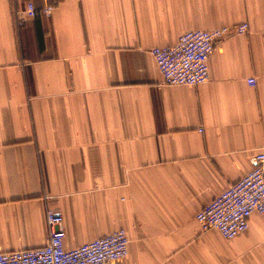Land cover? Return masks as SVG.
I'll return each instance as SVG.
<instances>
[{"label":"crops","instance_id":"1","mask_svg":"<svg viewBox=\"0 0 264 264\" xmlns=\"http://www.w3.org/2000/svg\"><path fill=\"white\" fill-rule=\"evenodd\" d=\"M29 1L54 11L18 28ZM244 21L207 82H164L152 48ZM262 147L264 0H0V251L47 244L52 207L67 248L127 229L108 264H264V213L196 218Z\"/></svg>","mask_w":264,"mask_h":264},{"label":"built area","instance_id":"2","mask_svg":"<svg viewBox=\"0 0 264 264\" xmlns=\"http://www.w3.org/2000/svg\"><path fill=\"white\" fill-rule=\"evenodd\" d=\"M51 15L53 5L41 9ZM41 10L29 1L24 13L16 10L20 28L28 18ZM250 30L249 22L223 25L213 29L194 28L182 33L177 43L152 48L163 80L167 84L200 85L210 77V59L217 44L231 34ZM255 85L257 78H248ZM253 169L229 185L196 215L201 228L217 229L227 239L234 238L250 226L254 212L264 213V147L252 157ZM64 214L55 208L47 210L49 240L35 248L0 251V264H108L129 254L130 237L126 228H118L73 248L65 246Z\"/></svg>","mask_w":264,"mask_h":264}]
</instances>
